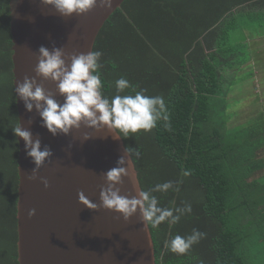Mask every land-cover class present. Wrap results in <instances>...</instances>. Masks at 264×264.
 Listing matches in <instances>:
<instances>
[{
  "label": "trees",
  "instance_id": "trees-1",
  "mask_svg": "<svg viewBox=\"0 0 264 264\" xmlns=\"http://www.w3.org/2000/svg\"><path fill=\"white\" fill-rule=\"evenodd\" d=\"M8 1L0 0V264H17ZM249 34H264V0H124L96 36L102 94L134 95L117 93L123 77L135 91L162 96L169 113L151 131L121 137L141 190L171 181L151 193L159 206L174 214L191 206L174 225L148 224L155 264H264V117L234 124L227 109L234 76L250 59ZM193 229L205 235L185 254L167 248Z\"/></svg>",
  "mask_w": 264,
  "mask_h": 264
},
{
  "label": "water",
  "instance_id": "water-1",
  "mask_svg": "<svg viewBox=\"0 0 264 264\" xmlns=\"http://www.w3.org/2000/svg\"><path fill=\"white\" fill-rule=\"evenodd\" d=\"M124 0H106L87 12L61 15L42 0H9V32L11 35L12 83L18 124L39 138L41 150L47 145L53 155L47 158L29 179L35 167L26 155L23 139L16 136L17 200L16 252L17 264H155L154 247L148 224L139 213L125 220L122 214L104 208L100 190L107 187L105 172L117 166L125 156L128 175L117 185L120 195L132 198L141 190L137 171L121 137L101 127L83 123L68 135L53 136L42 126L35 108L27 111L15 93L16 83L25 76H35L38 49L61 48L75 55L92 51L96 36L110 14ZM54 98L62 103L56 83L36 77ZM17 124V125H18ZM119 135V133H117ZM85 135L89 136L84 139ZM42 179H46L45 187ZM97 204L95 210L78 202V192ZM34 209L31 217L28 211Z\"/></svg>",
  "mask_w": 264,
  "mask_h": 264
},
{
  "label": "clouds",
  "instance_id": "clouds-1",
  "mask_svg": "<svg viewBox=\"0 0 264 264\" xmlns=\"http://www.w3.org/2000/svg\"><path fill=\"white\" fill-rule=\"evenodd\" d=\"M105 2L106 0H99V4ZM42 3L51 5L61 15L68 16L89 11L97 6L98 0H42ZM38 53V62L34 69L36 75L25 76L22 82L16 83L15 93L27 111L31 112L35 108L41 117L42 126L53 136L68 135L71 129H78L83 123L86 127L96 129L106 127L117 137L126 138L129 133H137L140 130L151 131L159 120L169 121V113L162 96L145 95L144 89L135 91L129 81L123 77L115 82L117 93L132 88L134 95L117 94L109 99L102 94L99 73L101 67L99 60L102 55L100 51L65 57L60 47H53L49 51L48 48L41 46ZM36 77L55 82L58 93L63 96V102H58L50 91L46 92L43 85L37 82ZM165 127H168L167 123ZM12 131L23 139L26 155L31 157L35 165L29 176V179H34L35 173L44 161L53 155L52 150L47 145L41 150L40 139H33L31 131L22 128L20 124ZM88 138L89 136L85 135L84 139ZM136 154L139 155L138 152ZM126 156L127 163L131 165L127 150ZM125 164V156H121L117 160V166L105 172L107 187H102L100 190V206L122 214L125 220L139 209L143 222L153 228L165 221L174 225L179 222L181 215L191 212V206L185 205L182 209H175L178 214H174L173 209L160 207L158 199L151 194L172 188L171 181L157 184L150 190H139L138 195L132 198L120 195L117 185L122 182V176L128 175ZM42 182L45 187L48 186L46 179H42ZM77 197L78 202L89 209L97 208V204L90 201L82 191L78 192ZM34 213L35 210L30 209L29 217ZM204 235L199 230L193 229L192 234L186 237L175 235L166 246L174 253L185 254Z\"/></svg>",
  "mask_w": 264,
  "mask_h": 264
},
{
  "label": "rangeland",
  "instance_id": "rangeland-1",
  "mask_svg": "<svg viewBox=\"0 0 264 264\" xmlns=\"http://www.w3.org/2000/svg\"><path fill=\"white\" fill-rule=\"evenodd\" d=\"M257 37V35H246L245 42L249 43V47H253L254 58L261 59L260 54L264 53V39ZM248 62L243 65L241 69L242 73H236L234 76L233 80L235 84L233 85V88L235 91H232L228 97L229 106L227 109L230 113L234 112L232 113L234 115V124H246L250 119L257 120L259 112H264V74H260L258 80L255 82V87L252 88L251 82L254 78L249 77V74L245 75L248 72L244 71L245 68H248ZM232 76L233 75L231 74L230 77ZM255 94H258L259 96L258 102H255ZM260 116L262 118L264 117V114H260Z\"/></svg>",
  "mask_w": 264,
  "mask_h": 264
},
{
  "label": "crops",
  "instance_id": "crops-1",
  "mask_svg": "<svg viewBox=\"0 0 264 264\" xmlns=\"http://www.w3.org/2000/svg\"><path fill=\"white\" fill-rule=\"evenodd\" d=\"M251 36H253V35H251ZM257 36H258L257 38H263L264 39V34H260V35H257ZM248 48H249L250 59H249V62L247 64L248 68H245L244 71L248 72L245 75L249 74V77L254 78V80L251 82L252 88H254L255 87V82L258 80V77L260 76V74L261 75L264 74V53L260 54L261 55V57H260L261 59H255L254 56H253V51H254L253 47L250 46ZM249 68H252V69H249ZM239 73H242V71H240ZM232 91H235V89L233 87H232L231 91L229 92V94ZM229 94H228V97H229ZM255 95H256V97L254 98L255 102H258L259 96H258V94H255ZM228 97H227V101H228ZM228 104H229V102H228ZM231 113H234V112H231ZM262 114H264V112H262Z\"/></svg>",
  "mask_w": 264,
  "mask_h": 264
},
{
  "label": "bare ground",
  "instance_id": "bare-ground-1",
  "mask_svg": "<svg viewBox=\"0 0 264 264\" xmlns=\"http://www.w3.org/2000/svg\"><path fill=\"white\" fill-rule=\"evenodd\" d=\"M259 115H260V113H259Z\"/></svg>",
  "mask_w": 264,
  "mask_h": 264
}]
</instances>
